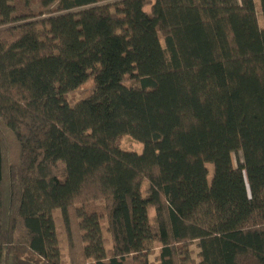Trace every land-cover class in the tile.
<instances>
[{
  "label": "trees",
  "instance_id": "trees-1",
  "mask_svg": "<svg viewBox=\"0 0 264 264\" xmlns=\"http://www.w3.org/2000/svg\"><path fill=\"white\" fill-rule=\"evenodd\" d=\"M157 252L264 264L257 0H0V264Z\"/></svg>",
  "mask_w": 264,
  "mask_h": 264
},
{
  "label": "rangeland",
  "instance_id": "rangeland-1",
  "mask_svg": "<svg viewBox=\"0 0 264 264\" xmlns=\"http://www.w3.org/2000/svg\"><path fill=\"white\" fill-rule=\"evenodd\" d=\"M257 9H258V15H259V24L260 26H264V16L262 14L261 6L259 1L257 0ZM93 89V78L90 77L87 82L81 86L80 88L76 89L75 91H72L68 94V101L70 102L71 105H75L78 101L82 100L83 98L87 97ZM121 146L124 148L132 149L138 152H142L144 145L141 141L135 140L131 136H125L122 138L120 142ZM237 160L240 158L242 159V154L236 155ZM207 166L210 168V177L212 176L214 172V164L208 163ZM55 212V215L57 216V229L60 233V237L62 239V245L64 247L65 252H67V241H66V231L64 228V223L61 218L60 212ZM194 250L193 256L195 259H199L198 257V252L200 251V248L197 246V242H195L192 246ZM158 255V252L152 255V260L155 262V264H158V261L156 260V257Z\"/></svg>",
  "mask_w": 264,
  "mask_h": 264
}]
</instances>
